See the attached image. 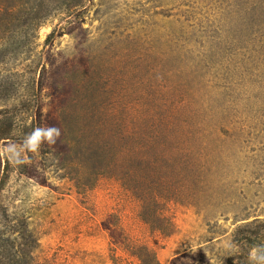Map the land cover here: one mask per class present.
<instances>
[{"label":"rangeland","instance_id":"rangeland-1","mask_svg":"<svg viewBox=\"0 0 264 264\" xmlns=\"http://www.w3.org/2000/svg\"><path fill=\"white\" fill-rule=\"evenodd\" d=\"M115 89L176 126L141 202L65 127ZM137 253L264 264V0H0V264Z\"/></svg>","mask_w":264,"mask_h":264},{"label":"trees","instance_id":"trees-1","mask_svg":"<svg viewBox=\"0 0 264 264\" xmlns=\"http://www.w3.org/2000/svg\"><path fill=\"white\" fill-rule=\"evenodd\" d=\"M122 92L118 89L110 90L107 101L94 107L78 108L77 101L73 99L70 105H67L65 127L68 134H73L74 128L77 127L80 134L87 135L89 140H85L79 147L82 151L85 148L94 150L100 160L98 173L109 171L110 178L127 192H133L135 189L136 197L141 202L142 194L132 185L143 183L147 169L154 174V183H166V176L157 175L160 170L159 160L167 157L166 142L175 136L176 126L168 118H157L156 107L145 108L138 103L125 102L126 96ZM136 93L138 95V92ZM76 112L77 117L72 121L71 117ZM75 123H78L77 126ZM72 139L73 136L69 140ZM176 151L179 156L183 155L180 148H176ZM167 195L162 198L167 199ZM165 229L166 227L159 228V232L167 235ZM144 252L151 254L153 258L154 252L148 246L144 247ZM136 255L141 263L144 254Z\"/></svg>","mask_w":264,"mask_h":264},{"label":"clouds","instance_id":"clouds-1","mask_svg":"<svg viewBox=\"0 0 264 264\" xmlns=\"http://www.w3.org/2000/svg\"><path fill=\"white\" fill-rule=\"evenodd\" d=\"M54 132H55V134H56L57 136L59 135V131H58L57 129H51V130L47 131L46 133H42V131H41L40 129H37V130L33 133V136L29 138L28 143H29L30 145H34V144L40 139V137H41L42 135L47 136V138H48L49 140H51L52 135H53ZM33 150H34V149H33ZM251 258H253V259H256V258H257V257H256V252H255V250H253V252L251 253ZM260 259L264 260V257H260Z\"/></svg>","mask_w":264,"mask_h":264}]
</instances>
